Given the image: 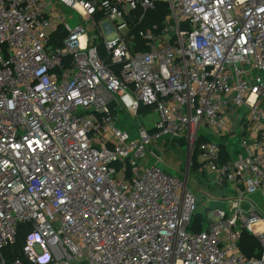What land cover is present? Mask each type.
<instances>
[{
    "label": "built area",
    "instance_id": "1",
    "mask_svg": "<svg viewBox=\"0 0 264 264\" xmlns=\"http://www.w3.org/2000/svg\"><path fill=\"white\" fill-rule=\"evenodd\" d=\"M165 139L232 190L199 231ZM0 264H264V0H0Z\"/></svg>",
    "mask_w": 264,
    "mask_h": 264
},
{
    "label": "rangeland",
    "instance_id": "2",
    "mask_svg": "<svg viewBox=\"0 0 264 264\" xmlns=\"http://www.w3.org/2000/svg\"><path fill=\"white\" fill-rule=\"evenodd\" d=\"M64 14L69 22L70 27H74L76 24H79L78 15L71 9L64 7ZM117 120L115 121V126L122 130L126 131L130 138H135L137 136L136 119L128 115L125 111L116 110ZM150 119L156 117L155 114H151ZM141 125H149L147 122L148 119L143 116H139L138 119ZM202 133V131H200ZM206 137L211 141H216L217 143H224L230 149L231 154L238 151L240 147V135L239 134H228L224 137H214L211 134L204 133ZM163 145H154V149L159 148L158 153L160 152L161 161L157 163L165 173L173 177H179L183 180L186 174L187 187L199 200L196 204V210L194 216L196 215L201 219L202 223L207 225L208 221L213 220V216L210 213V209L215 205L214 200L211 203H207L208 198L213 199L215 197H223L226 195H231L232 190L226 187H216L207 184L205 181H201L195 169L192 166L187 164L189 157L186 153L187 143L184 139H174L169 140L165 139L162 142ZM253 197L257 198L259 195L254 193Z\"/></svg>",
    "mask_w": 264,
    "mask_h": 264
},
{
    "label": "trees",
    "instance_id": "3",
    "mask_svg": "<svg viewBox=\"0 0 264 264\" xmlns=\"http://www.w3.org/2000/svg\"><path fill=\"white\" fill-rule=\"evenodd\" d=\"M166 13H167L166 6L164 4H159V5H157L156 10H153V11L149 12L148 14L151 16L152 22H160L163 20ZM53 38L55 39L56 35H54ZM195 160H196V153L194 152L193 156H192V162H193L192 167L195 169V173H197L198 177H200V180L207 182L206 180L202 179L204 177L203 175L198 174L197 164H196ZM179 177L181 178V175ZM202 224L203 223H202L201 219L195 215V216H193L192 223H191L189 229L191 231H199L202 229ZM24 233H25L24 227H20L18 230V234L16 236L15 242L5 249L6 257L8 259H11V258H14V257L20 255V248H21L22 243H23ZM239 247H240L241 251L246 256H249V257L253 256V255H258V253L260 252V246H259L258 242L256 241V239L253 236H251L247 232H243L241 234V238L239 241Z\"/></svg>",
    "mask_w": 264,
    "mask_h": 264
},
{
    "label": "water",
    "instance_id": "4",
    "mask_svg": "<svg viewBox=\"0 0 264 264\" xmlns=\"http://www.w3.org/2000/svg\"><path fill=\"white\" fill-rule=\"evenodd\" d=\"M187 162H188V160H187ZM186 181H187V179H186V174H185V177L183 179V183H186Z\"/></svg>",
    "mask_w": 264,
    "mask_h": 264
}]
</instances>
